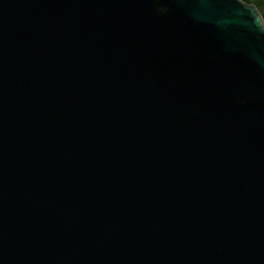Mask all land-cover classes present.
I'll list each match as a JSON object with an SVG mask.
<instances>
[{
    "label": "water",
    "instance_id": "water-1",
    "mask_svg": "<svg viewBox=\"0 0 264 264\" xmlns=\"http://www.w3.org/2000/svg\"><path fill=\"white\" fill-rule=\"evenodd\" d=\"M0 264H264L253 4L0 0Z\"/></svg>",
    "mask_w": 264,
    "mask_h": 264
},
{
    "label": "trees",
    "instance_id": "trees-1",
    "mask_svg": "<svg viewBox=\"0 0 264 264\" xmlns=\"http://www.w3.org/2000/svg\"><path fill=\"white\" fill-rule=\"evenodd\" d=\"M243 1L253 4L256 7L258 13H260L262 20L264 22V1L263 0H243Z\"/></svg>",
    "mask_w": 264,
    "mask_h": 264
},
{
    "label": "rangeland",
    "instance_id": "rangeland-1",
    "mask_svg": "<svg viewBox=\"0 0 264 264\" xmlns=\"http://www.w3.org/2000/svg\"><path fill=\"white\" fill-rule=\"evenodd\" d=\"M264 1V0H263ZM260 14V13H259Z\"/></svg>",
    "mask_w": 264,
    "mask_h": 264
}]
</instances>
